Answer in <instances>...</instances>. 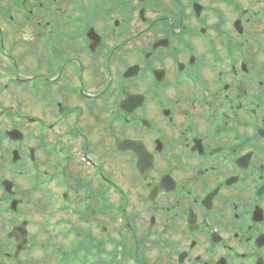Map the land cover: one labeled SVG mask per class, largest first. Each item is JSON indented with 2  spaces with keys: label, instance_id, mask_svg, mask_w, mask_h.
Segmentation results:
<instances>
[{
  "label": "flooded vegetation",
  "instance_id": "af4514ba",
  "mask_svg": "<svg viewBox=\"0 0 264 264\" xmlns=\"http://www.w3.org/2000/svg\"><path fill=\"white\" fill-rule=\"evenodd\" d=\"M0 264H264V0H0Z\"/></svg>",
  "mask_w": 264,
  "mask_h": 264
},
{
  "label": "rangeland",
  "instance_id": "374dc122",
  "mask_svg": "<svg viewBox=\"0 0 264 264\" xmlns=\"http://www.w3.org/2000/svg\"><path fill=\"white\" fill-rule=\"evenodd\" d=\"M16 53H20V51H17V49H16ZM129 60V58L128 57H125V58H123L122 60H121V62H122V64H125V62L126 61H128ZM26 62H28V60H26ZM102 87V86H101ZM100 87V88H101ZM18 93H20V92H18ZM21 95V94H20ZM21 98H22V96H21ZM4 101L7 103V104H10V100H8L7 98H5L4 99ZM21 103H23V108L25 109V110H28V109H30V108H32L31 107V102L27 99V98H25V97H23V102H21ZM5 104V103H4ZM33 109V108H32ZM36 111V110H35ZM48 118V120H50L51 119V117H47ZM87 120V119H86ZM87 122V121H86ZM30 219H31V217H35V219H36V222L39 224L40 222H41V220H42V218H43V216H42V212H36L35 213V215H32V214H30V216H28ZM44 219V218H43ZM32 220V219H31Z\"/></svg>",
  "mask_w": 264,
  "mask_h": 264
}]
</instances>
